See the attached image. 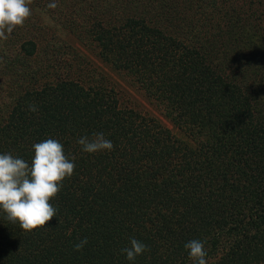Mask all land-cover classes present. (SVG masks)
<instances>
[{"label":"trees","instance_id":"1","mask_svg":"<svg viewBox=\"0 0 264 264\" xmlns=\"http://www.w3.org/2000/svg\"><path fill=\"white\" fill-rule=\"evenodd\" d=\"M66 1L70 12L85 16L72 32L84 45L95 42L98 57L112 72L158 100L175 126L192 127L198 136H205V128H214L211 134L218 136L228 134L238 144V161L244 166L236 180V171L213 166V148H205V140L184 160L182 140L155 116L119 102L113 85L107 86L95 70L100 81L79 85L85 119L63 117L56 105L41 98L35 100L38 111L31 112L28 124L35 125L28 134L22 119L24 138L0 128V154L14 149L11 154L29 164L34 143L49 138L62 143L76 165L62 182L66 190L90 182L93 175L101 181L100 187L91 182L63 218L31 233L0 211V264H193L184 248L193 239L206 242L207 264H264V0ZM199 11L209 12L205 22L192 16ZM216 33L228 35L219 48L225 59L220 66L218 52L198 41ZM36 50L32 41L17 47L19 54L10 61L16 75L27 74L28 55L34 57ZM35 74L33 70L29 78ZM46 87L56 85L48 82ZM31 93L32 99L41 96L35 88ZM22 95L14 97L16 102ZM86 125L92 126L80 128ZM94 132L125 147V158L109 160L113 150L84 153L77 140ZM218 149L222 152L218 147L213 155ZM142 167H149L153 179L141 178ZM87 222L90 233L81 227ZM85 237L83 249L74 250ZM131 238L149 248L135 261L121 252ZM97 243L99 252L92 250Z\"/></svg>","mask_w":264,"mask_h":264},{"label":"rangeland","instance_id":"2","mask_svg":"<svg viewBox=\"0 0 264 264\" xmlns=\"http://www.w3.org/2000/svg\"><path fill=\"white\" fill-rule=\"evenodd\" d=\"M196 1L201 2L203 0ZM52 2H55L57 5L54 9L47 7L48 4ZM69 4L66 0H31V3L28 5L31 10V15L25 20L23 26H17L11 34L7 35L6 40L0 39V128H3V132H6L7 135L14 138L18 136L24 138L25 135L22 129H20L23 128L21 125L22 119H26L24 128H27L25 134H28V128H34L35 125L34 123L28 124V121L33 117V115H31L32 113L28 111V106L30 104H35L37 106L38 102L35 100H41V98L46 104L51 102L52 106L56 105L58 111L54 108L55 112L61 113L63 117L76 118V116H78L85 119V113L87 112H85V109L81 108V104L85 97L82 92H79V85L86 88L88 85L94 84L93 80H97V78L99 80L101 78L99 74H101L107 86L113 85L115 89L113 94L119 98V102L132 106L146 115L155 116L163 126H167L172 134H175L182 140L179 146L184 143L186 153L183 155L181 152L179 155H183L184 160L186 156L193 154L194 151L192 153L190 152L193 150V147L196 148L199 142L205 140L206 145H204V147L206 148L208 145L209 148H213L212 152L218 147L222 149V152L218 149L214 155L212 152L209 153L210 163L223 170L236 171L234 174L236 180L239 175L237 170H240L244 166L242 162L238 161L236 152L238 144L231 143L228 134L221 136L211 134L214 132V128H205V136H198L194 134L192 127L188 129L175 126L164 116L163 111L165 108L159 105L158 100L149 97L144 89L137 88L132 84L129 85L127 82L121 80L116 73L112 72L109 67L103 63L97 55L99 48L95 42L84 45V43L81 42L82 39L80 36L72 32V26L76 28V26L80 25L77 22L83 21L85 16L84 14L81 16V13L70 12L72 11L70 10L72 6L71 3ZM78 7L79 6L76 8ZM208 13L209 12L206 11L203 13L199 11V13L194 12L192 16L197 15L199 23H202L206 21L205 16ZM67 18L70 19V21ZM211 24H213V22H211L210 25ZM210 25L207 28L208 30L209 27H211ZM211 30L215 31L216 29L213 27ZM204 35L205 36L200 37L198 41L200 39L202 40L201 43L203 42V46L206 50L218 52L216 62L217 64L218 62L221 64L225 59L219 54V48L222 46L224 48V44L228 41V35L225 36L224 34L220 35L216 33L209 36L207 41L204 39L206 34ZM29 41H32L38 50L34 51V57L28 55L30 56V59H28L30 62L25 63V65H28V67L26 66L27 74L16 75L18 69L12 71L13 63L10 61L19 54L17 47L20 46L22 42L27 44ZM22 53L20 56L23 57ZM250 54H253L254 58L257 57L255 51ZM236 56L238 55H234L232 58L235 63H239L236 60ZM20 62L22 63V61ZM250 64L253 66L252 63ZM33 70H35L36 74L34 79H30L29 76ZM95 70L98 71L99 74ZM13 76H15L14 81L12 79ZM48 82L55 84L56 87L51 90L45 89L47 88L46 84H48ZM33 88L36 89L37 93L40 92L41 96L32 99L34 98V95L31 93ZM151 88L153 89V87ZM87 91L88 89L85 92L87 93ZM19 93H23L22 96L24 98L22 97L23 99L18 101V103L16 102L17 99L14 97ZM91 126L86 125L80 128H90ZM124 148L125 147L121 145L115 144L113 151H116V153L111 156L109 160L116 159L117 161H121L124 159V153L127 154L128 152L124 151ZM13 151L16 150L10 149L8 153ZM172 166L173 163L171 162L169 167ZM148 169L149 167L144 169L141 173V178L153 179L147 172ZM91 171L95 174L97 172L94 164L91 165ZM137 173H140L139 168ZM93 177L94 175L90 182L81 185L82 187L79 186L75 189L66 190V188L62 186L56 197L50 199V204L57 209L56 219L64 217V212L68 211L69 205L77 202V197L79 198L87 194L88 185H90L91 182L100 187L101 181H96L95 177ZM244 177L243 175V179ZM89 194L90 193H88V197L91 198L92 196ZM90 225L91 222H87L83 223L81 227L85 230L89 228L88 233H90L92 231ZM9 226L12 225L10 224ZM8 228V230H12V227ZM3 233L5 236L8 235V232ZM3 233L2 236L4 237ZM92 250L99 252V244L97 243L94 245ZM3 252V249H0V253L3 254Z\"/></svg>","mask_w":264,"mask_h":264},{"label":"clouds","instance_id":"3","mask_svg":"<svg viewBox=\"0 0 264 264\" xmlns=\"http://www.w3.org/2000/svg\"><path fill=\"white\" fill-rule=\"evenodd\" d=\"M31 0H0V39H7L17 26H23L30 17ZM55 2L48 8H55ZM28 111L36 112L35 104L28 106ZM77 143L85 153L111 151L114 144L106 139L102 132H94L78 138ZM34 155L31 164L11 153L0 154V211L13 224H18L26 234L34 229L48 226L56 217L57 209L50 204L61 190L65 178H71L76 167L64 153V146L56 139H45L32 145ZM87 237L74 245V250L81 251L87 244ZM205 241L193 239L184 244L189 259L193 264H207ZM148 245L130 239V247L121 249L126 259L135 261L138 255L148 251Z\"/></svg>","mask_w":264,"mask_h":264}]
</instances>
